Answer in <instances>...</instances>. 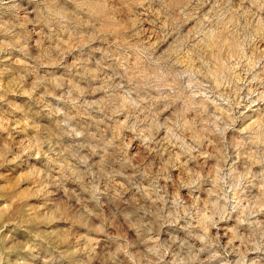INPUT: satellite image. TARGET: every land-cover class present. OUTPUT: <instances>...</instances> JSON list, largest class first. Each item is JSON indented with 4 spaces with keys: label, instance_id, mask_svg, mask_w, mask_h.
Instances as JSON below:
<instances>
[{
    "label": "rangeland",
    "instance_id": "374dc122",
    "mask_svg": "<svg viewBox=\"0 0 264 264\" xmlns=\"http://www.w3.org/2000/svg\"><path fill=\"white\" fill-rule=\"evenodd\" d=\"M0 264H264V0H0Z\"/></svg>",
    "mask_w": 264,
    "mask_h": 264
}]
</instances>
